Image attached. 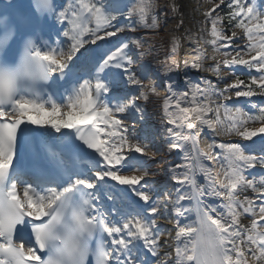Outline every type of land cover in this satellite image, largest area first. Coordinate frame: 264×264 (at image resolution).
Returning <instances> with one entry per match:
<instances>
[{
  "label": "snow or ice",
  "instance_id": "snow-or-ice-1",
  "mask_svg": "<svg viewBox=\"0 0 264 264\" xmlns=\"http://www.w3.org/2000/svg\"><path fill=\"white\" fill-rule=\"evenodd\" d=\"M154 4L155 0H69L65 5V0H56L52 6L49 0H32L36 13L0 15V59L15 61L17 46L20 51L23 45L26 55L33 52L40 59V77L46 81L38 92H18L0 78V264H153L151 257H158L155 264H264V174L259 179L253 172L248 173L252 179L245 174L257 165L264 168V106L245 101L258 109V115H251L225 103L229 92L250 98L258 89L264 96V12L257 11L256 0H220L204 13L211 23L214 50L220 41L233 43L236 35L225 36L218 27L225 18L247 37L243 49L233 48L235 55L223 64L255 69L259 75L250 74L249 83L237 77L216 90L211 81L186 79L190 87L177 92L170 78L164 81L170 93L163 98L164 119L172 125L165 129L172 137L169 148L184 151L191 160L190 143L196 160L171 170L172 179L191 185L192 192L177 189L175 226L167 230L158 221L168 213L160 211L159 193L146 179L150 171L142 157L150 154L149 144L139 142V137L132 142L118 118L126 108L141 111L134 102L137 97L128 99L134 90L127 88L122 95L116 93L117 85L127 83L139 89L140 98L159 94L156 86L145 85L131 70L135 60L130 43H141L117 35L135 23L157 28ZM221 5L228 9L223 16ZM45 15L67 24L65 40H57L55 47L51 35L60 33L45 24ZM118 15L135 19L121 20ZM178 46L174 40L170 55ZM204 58L197 49L191 67L201 70ZM219 67L217 63L211 70L218 74ZM213 95L219 102L211 99ZM221 109L227 124H221ZM208 113H214L215 120ZM250 123L260 126L249 127ZM205 126L213 134L235 135L251 143L213 141L210 151L202 154L196 145ZM213 148L220 152L213 153ZM257 151L261 155L252 154ZM30 156L43 158L46 165L29 167ZM201 159L220 164L215 176L199 163ZM197 170L206 181L203 185L197 182ZM246 189L255 195L241 199ZM206 191L220 201L218 206L200 199ZM185 199L195 201V206L182 205ZM192 212L195 220L182 223L181 218L188 219ZM246 219L250 223L245 224ZM171 231L174 255L165 250L161 259L160 249L169 245L161 236Z\"/></svg>",
  "mask_w": 264,
  "mask_h": 264
},
{
  "label": "bare ground",
  "instance_id": "bare-ground-1",
  "mask_svg": "<svg viewBox=\"0 0 264 264\" xmlns=\"http://www.w3.org/2000/svg\"><path fill=\"white\" fill-rule=\"evenodd\" d=\"M209 6L201 3V0H155L154 14L158 18V27L155 29L144 28L137 26L133 33H130L128 37L132 40H137L141 43L140 47H136L133 44L134 53L138 58V64L132 65L131 70H135L140 67V71L137 72L138 77L143 79L145 85L153 84L156 86L158 95L149 92L147 99L140 98L139 89L134 88L132 93L137 96L134 101L136 105L141 109L137 112L136 109H126L121 116H125L124 122L127 129H129L132 142H136V137L140 138L141 143L149 144V155L142 157L147 162L150 175L146 179L153 184L154 188L159 193V199L161 200V209L163 213L167 211L168 217L161 218L158 221L161 229L173 230L175 226L174 213L172 212L173 204L177 199V189H180L181 193H191L190 185H179L172 179V169L178 164H193V160L186 159L185 153L179 149L169 148V144L172 137L168 136L165 132L166 127H172L168 125L164 119L163 112V98L170 95L166 90L164 81L171 79L174 82V91L180 92L187 90L190 85L186 84V79L193 82L211 81L216 90H222V85L227 83L231 76L227 70L228 66L223 64V58L214 57L212 53L213 45L209 36H207V29L205 28V16ZM126 35V34H125ZM114 40V37L108 38ZM174 40L179 41V46L174 55L171 54L172 43ZM199 49L204 54L202 59V69H194L191 67V63L195 56V51ZM214 57V59H213ZM175 61V63H173ZM185 61L188 62L187 66ZM219 63V73L212 71L214 67ZM201 99H203L201 97ZM213 101H216V96L211 97ZM217 102V101H216ZM219 102V101H218ZM139 117L141 123H145L143 127L133 124L132 114ZM208 117L215 120L214 113H208ZM220 121L222 117L220 115ZM219 127V125H217ZM187 131V130H186ZM148 135L154 137L156 141V147L154 148L150 144ZM219 135V134H218ZM213 134L208 128L204 127L200 135L197 137L196 149L202 153H208V145L215 139L223 140L227 138L225 135ZM147 139H144V138ZM213 137V138H212ZM213 139V140H212ZM189 153L191 151V144L187 145ZM154 150L157 154H155ZM216 148L211 149L214 153ZM139 155V154H137ZM202 163L206 167L210 166V161L207 159H201ZM185 169H178V171H184ZM217 171V169L215 170ZM213 176L216 175L212 174ZM197 178L198 184H205L203 174L200 178ZM243 195L250 196L249 189H246ZM205 204L219 205L220 201L209 197L207 191L205 195L200 197ZM181 204L185 207H192L190 200L185 199L181 201ZM182 223H188L189 220H194L192 213L188 219L181 218ZM245 224L250 223V220H244ZM174 231H171V235H162L161 241L167 239L169 245H165L160 249L159 258H164L165 250L174 255L175 241L172 240ZM156 259L158 257H155Z\"/></svg>",
  "mask_w": 264,
  "mask_h": 264
},
{
  "label": "clouds",
  "instance_id": "clouds-1",
  "mask_svg": "<svg viewBox=\"0 0 264 264\" xmlns=\"http://www.w3.org/2000/svg\"><path fill=\"white\" fill-rule=\"evenodd\" d=\"M54 6V0H49ZM3 27V21H0V28ZM4 33L0 31V39ZM2 54V49H0ZM42 63L33 52L25 54V47L22 45L15 61L8 63L0 59V78H3L9 84L14 85L18 92H38L46 84V81L40 77ZM50 75V72L48 73Z\"/></svg>",
  "mask_w": 264,
  "mask_h": 264
},
{
  "label": "rangeland",
  "instance_id": "rangeland-1",
  "mask_svg": "<svg viewBox=\"0 0 264 264\" xmlns=\"http://www.w3.org/2000/svg\"><path fill=\"white\" fill-rule=\"evenodd\" d=\"M131 2L135 3V0H131ZM201 3L205 4L206 6H209L208 11L212 10L215 7V5H216V3H212L211 0H201ZM127 19H133L134 20L135 18L134 17L133 18H127L125 16H122V18H121V20H127ZM137 26H140V25L138 23H135L133 27L126 28L125 31L122 34L133 33ZM218 27H222L221 24L218 25ZM205 28L207 29V34L206 35L209 36V38L211 40L212 39V37L210 35L211 23L206 21L205 22ZM234 33H236V35L233 37V40H237V45H234V48H243V46H244V44L246 43L247 40H240L239 36L241 35V31L234 32ZM127 39H128L127 40L128 42L132 41V38H127ZM224 44H227L228 46L227 47H222L221 45H224ZM130 48H131L132 51H134L133 44H131V43H130ZM217 49L218 50H214V48L212 49V53H213L214 57H217V59L219 57H222L223 60L225 58L231 59L232 56L228 55L227 57H225V55H224L226 52H229L231 50V48L229 46V43L227 41H220L219 44L217 45ZM132 54L134 55V60H135V62L133 64H137L138 59L136 58V55H135L134 52ZM244 58L248 59L249 57L248 56H244ZM236 66H243V65H236ZM139 71H140V68H137L134 73L137 75V72H139ZM234 82H235V79L233 77H231L230 80L227 83L222 85V90L225 89L226 85H230V84H232ZM231 94L232 93L229 92L226 95L230 96ZM217 100H218V98L216 97V101ZM227 123H224V124H227ZM259 126L260 125H254V124L251 125V124H249V127H259ZM261 135H264V134H261ZM232 137H233V140H236V138H240V137L235 136V135H232ZM152 140H153V138H152ZM228 143H235V142L234 141H231V142L229 141ZM154 152H155V154H157L155 150H154Z\"/></svg>",
  "mask_w": 264,
  "mask_h": 264
},
{
  "label": "trees",
  "instance_id": "trees-1",
  "mask_svg": "<svg viewBox=\"0 0 264 264\" xmlns=\"http://www.w3.org/2000/svg\"><path fill=\"white\" fill-rule=\"evenodd\" d=\"M222 12H223V13H222V16H223V15L225 14V12H224V11H222ZM224 22H225V25H226V26H230V25H228V21H227L226 18L224 19ZM246 83H247V81H246Z\"/></svg>",
  "mask_w": 264,
  "mask_h": 264
}]
</instances>
